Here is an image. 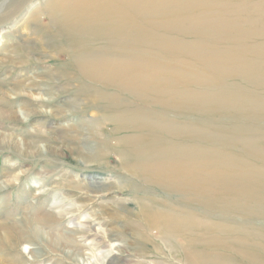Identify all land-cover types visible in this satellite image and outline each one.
Here are the masks:
<instances>
[{
  "label": "bare ground",
  "instance_id": "6f19581e",
  "mask_svg": "<svg viewBox=\"0 0 264 264\" xmlns=\"http://www.w3.org/2000/svg\"><path fill=\"white\" fill-rule=\"evenodd\" d=\"M43 13L50 21L37 24ZM27 15L31 26L32 22L36 26L22 44L8 51L5 62L23 68L33 59L42 66L14 80L12 85L20 92H12L13 96L24 99L16 114L0 110V118L4 112L5 119L14 122L26 121L34 113L54 115L64 119L56 128L68 129L72 138L69 145L58 137V144L46 142L41 147L32 139L23 141L14 132L0 134V146L32 159L48 153L60 156L63 148H69L75 155L72 161L80 158L85 168L81 174L56 167L54 174L47 169L43 175V179L52 176L55 187L66 184L84 194L77 210L83 211L90 202L100 207V211L82 212L73 227L75 234L86 237L92 229L90 219L98 214L94 224L101 227L100 216L105 214L115 231L126 234L127 229L132 230L144 256L154 250L181 264H264V186L230 189V194L239 196L228 201L227 211L209 206L203 202L202 192H225L215 182L224 176L210 175L198 165L204 151L199 139L203 133H212L222 146L221 150L211 149L212 160L232 158L226 163L215 160L217 165L232 166L236 165L232 161L238 160L240 167L250 171L247 181L264 180V145L256 143L264 138V0H45L41 8L34 5L21 18ZM31 36L38 47L30 44ZM34 50L41 55L34 58ZM169 54L178 64L152 60L153 55ZM65 56L69 58L64 62ZM172 76H178L174 81L184 86L208 84L215 95L192 97L186 90H172ZM68 94L69 98L58 100ZM42 105L48 107L39 111ZM210 105L226 110L210 127L204 128L206 120L186 119L195 109ZM23 110L25 114L20 112ZM237 117L251 128L255 125L246 136L231 130L227 133L239 124L231 122ZM31 137L40 139L37 131ZM228 143L236 144L235 151L224 147ZM115 152L120 156L113 166ZM254 155L263 163H252ZM13 166H7L0 188L16 185L28 171L21 169L20 173ZM68 175L77 182L71 183ZM208 177L215 178L214 184L205 183ZM119 190L128 193V198H118ZM55 197L56 206L61 207ZM4 214L5 210L0 213V264L13 263L6 249L18 251L19 247V241L11 239L6 229L1 231ZM49 217L50 222L57 218ZM122 219L126 222L121 223ZM49 224L41 221V226L51 230ZM13 228L16 233L24 229L19 233L20 242L34 243L29 224ZM109 235L117 237V233ZM62 238L50 241V249L58 250L65 246L64 241L66 245L73 242ZM58 240L60 247L56 246ZM109 246L110 252L117 254L122 243L109 241ZM203 246L209 250H202Z\"/></svg>",
  "mask_w": 264,
  "mask_h": 264
},
{
  "label": "rangeland",
  "instance_id": "374dc122",
  "mask_svg": "<svg viewBox=\"0 0 264 264\" xmlns=\"http://www.w3.org/2000/svg\"><path fill=\"white\" fill-rule=\"evenodd\" d=\"M44 1L45 0H0V30L1 29L3 30V32L0 34V39H2L0 42V110H3V111L6 110L7 112L10 111V113L16 114V111L20 108L18 105H20V103L22 102L21 100L24 98L23 97H17L16 94H14V96H13L12 92L19 93L20 89L17 87H14V85H12V83H14V80L16 78H22L25 75L30 74L32 68L34 69V68H36V66L37 67L42 66L38 62L35 63L34 61H32L33 59H30L29 63L31 65L27 64L23 68L16 67L15 64L10 63V62H5V60L7 59L8 51L10 49L13 50V47L16 46L15 44H19V43L22 44L23 40L25 38H28V35L30 34L29 30L36 26V25L34 26L33 22H32L33 27L31 26L30 21H29L30 17L28 15H27L28 17L26 16L24 19H22L21 17H23L24 13H26V11L34 5L41 8V6L44 5ZM43 14L41 16V20H39L37 22V24L38 23H44V21L46 23H48L50 21V18L48 17V15L45 13H43ZM15 20H17V22H15ZM41 35H42V37H44V39L46 37H49L46 34L44 35V33H42ZM39 36L40 35H37V36L34 35V38H38ZM30 38H31V40L33 39L32 36ZM46 39L49 40V38H46ZM31 40H29L30 44H33L36 47H38V45L34 42V39L32 41ZM48 42H49V44H51L52 41H47V43ZM49 49H50V47L48 46L46 50L48 51ZM34 51L31 54V55H33L34 58H36V56L41 55V52H39L40 53L39 54L38 51H36V50H34ZM71 53H72V51H71ZM160 56H162V58ZM164 56H165V58H163ZM168 57L171 60H169ZM65 58L68 59L69 56H65L62 59L64 62L66 60ZM175 59L176 58L173 54H169L168 56L167 55H155V56L153 55L152 56V60L154 62H156V61L162 62V63L166 62L169 64H171L173 62L174 64H178L177 63L178 59H176V60ZM172 60H174V61H172ZM21 74H22V76H21ZM31 75H29V76H31ZM33 78L34 77L31 76V80ZM178 78H179L178 76L177 77H175V76L171 77V79L173 80V83H172V81L169 82L170 84L168 83L170 85V86L168 85L170 87V89L174 88L172 90H176V91L177 90H181V91L186 90L190 95H192V97L197 95V94H201L204 96L206 95V96H210V97L215 95L214 94L215 92H213V90H212L213 88L211 89L209 87H206L208 84L202 83V86H195L194 84H192L191 86H187V84H186L184 86L182 84H178V81L177 82L174 81ZM34 80L36 81L35 83H38L37 87H39V85H41L39 80H37L36 78ZM175 85L177 88H175ZM204 88H207L208 90H212V91H207ZM196 89H198V90H196ZM5 90H9L12 93V94H10L12 97L10 95H7ZM201 90H202V92H201ZM205 91H206V93H205ZM9 96H10V98H9ZM60 98L58 100H64L65 98H69V94L68 95H62V96H60ZM34 103H36V102H34ZM46 107H48V106L45 105L43 107V105H42V107H39V111L44 110ZM41 108H42V110H41ZM23 109H25V108H23ZM35 109H37V108H35ZM203 109L205 110L204 112L198 111V110H203ZM198 110L195 109L193 111L192 115H190V117H187L186 119L189 121L190 120L191 121H195V120L205 121L206 120L205 121L206 123H204L205 129L207 127L211 126V123L215 119H217L218 116H220L222 111H226L225 109H222L221 107H218L216 105H210V106H206L204 108L200 107ZM215 110H216V112H215ZM190 111H192V109ZM20 112L22 114H25L24 110H23V112L22 111H20ZM87 115H90V111H89V113L86 114V116ZM2 116L4 118H0V134H2L1 136H5L6 133H14L15 132L14 134H17L20 138H24L23 141L28 140L29 142H33V141H30V139H32V140L36 141L33 143H38L41 147L46 142H49L51 144H58L59 143V140L57 139L58 137H60L62 140L63 139L67 140V141H65L66 143L64 142L65 144H67V145L70 144V139L72 138V135H71L72 132L69 131L68 129H65V128L61 129V131H60V129L56 128V126L59 125L58 123H62L64 120L61 117H56L54 115L47 116L43 113H34L26 121H23V122L15 121L14 122L12 120L5 119V112H4V115L2 114ZM201 118H204V119H201ZM40 120H42V122H44V124L42 123V125H41ZM231 122H235L236 124L239 123L240 125L237 124L235 128L227 129V133H228V130H231L230 132H235L236 134H239L241 136H246L249 133L250 129H253V127L255 126L254 125L251 128L250 125L245 123L244 120L240 119L239 117L235 118ZM49 123H53V124L50 125ZM209 123H210V125H207ZM244 125H246V126H244ZM19 126H20V128H19ZM34 126H35V128H34ZM51 126H53V127H51ZM238 126H240L242 128L239 129V128H237ZM243 127L245 128V130H243L244 129ZM234 129H235V131H234ZM67 130H68V132H65ZM36 131L38 132L40 139H38V138L35 139V138L31 137V135H33V133H35ZM58 132L59 133L61 132V133H60V135L57 136ZM62 132H63V134H62ZM64 133H66V134H64ZM42 134H43V136H42ZM29 135H30V137H29ZM202 136L199 139L200 140L199 142L201 143L202 147H204V151H203V153L201 152V154L203 155V158H202V156H200V161H199L200 164H198L199 169L201 171L210 172V175H213V174H211V172H213L217 175L218 174L220 175L222 173L221 176H224V177H221L220 180L216 179V181H215V178H209L208 177L207 180L205 181V183L206 184H214V181H215L219 187H221L223 189L225 188V192H221L222 196L219 193L217 194V192L216 193L213 192L215 194V196L213 193L207 195L206 193L202 192L203 193V195H202L203 202H207V204H209V206H214V207L218 206V207H222L224 210H226L229 202L234 198L237 199L239 196V195H235V194H237L235 192H231V194H230V192H229L230 189H233V188L234 189H240V188H246V187L256 188V186H261V187L264 186V180H262V179L255 180V181H247L248 178L246 176L250 173V171L247 170L248 168H246V167L245 168L240 167L239 166L240 161H238V160H236V161L233 160L232 162L235 163L236 165L230 166L229 164L224 165L223 163H226L227 161H229L232 158L221 159V157H219L215 160H224V162L223 163L221 162L220 165H217L218 161L216 162L215 160H212L213 157H211V155H210L211 149L214 147V149L221 150L222 146L219 144V141L216 139L215 134L203 133ZM209 137H211V138H209ZM212 137H214V138H212ZM184 138L190 139V137H188V136H184ZM38 140H40V141H38ZM207 140H208V143L206 142ZM213 142H215V143H213ZM196 143H198V139H197ZM256 143L257 144L260 143L261 145H264V138L258 140ZM206 144H208V145L206 146ZM75 145L76 144L74 142L73 146H75ZM224 147H226L228 150L235 151L236 144L234 146H232L231 143H228ZM207 148L209 150H207ZM6 149H9V150H6ZM19 153L16 152L15 150L11 149V148H8L6 145L0 146V184H3V181L7 177L5 172H6L7 166H9L10 164H14V166H16L17 172L19 170L20 173H22L21 169H28L27 173L20 175L21 176L20 180L17 182L16 185H13L12 187L7 188V190L0 188V213L5 210V214H4L5 219L3 220V222H5V223H4L3 227L1 228V231L3 229H6L5 231H7V232H9V234H11L10 235L12 237L11 239H13L15 242L19 241L18 251H15V249H13V250L12 249L8 250V248L6 249L7 255L13 257L12 258L13 263L5 262V264H19V263L21 264L22 262H23V264H159L158 262H162L163 264H181L177 260L172 258L170 255L168 256L167 254H165V255L164 254L163 255L157 254L154 250L150 251L148 256H144L145 252L142 251L140 248H138L137 245L135 244V240H134L135 236L132 235V230L130 231V229H127L128 233H126V234H121L120 231H115V229L112 228V226H113L112 222L109 221V219L107 218V216L105 214H103V215L101 214V216H100V217H102V218H100V220L104 223L103 225H101V227L94 224L99 219V215L97 214L98 216L96 215L95 218L90 219L92 224H90L89 226L92 225V227H90L92 229L88 230V234L86 237H82L80 234H75V231H73L74 230L73 227L76 225V223H78V221H76V220L79 217H81L82 212H84V213L88 212L89 213V212H91V210L93 212L95 210L100 211V207H98V205H93L90 202V205L87 204V207L84 208L83 211H82V209L77 210L78 205L80 203L84 202V199H83L84 194H77L78 192H81V191L77 190V189H70L68 186H66V184L62 185V186H59V184H58L55 187L56 183H54V184L52 183V180L54 178L51 176L53 178L52 179L49 175H47L46 176L47 178L44 177V179H43V175L45 173H47V171H46L47 169L49 171L52 170L51 172H53V173H51L50 175L54 174L55 173L54 168H56V167L61 168V169L71 168V169H73V174L74 173L75 174H81L83 171H85V168L83 167L84 164H82V161L80 160V158L77 159V162L72 161V158H74L75 155H74L72 150H69V148H63L60 151V154H61L60 156L59 155H52V154L48 153V154H43V156L42 155L37 156L33 159L27 158V157H25ZM112 156H113V159H112L111 163L113 166H116L118 164L117 160L119 159L120 155L117 152H115V153H112ZM227 159H229V160H227ZM250 160H254L252 163H257V162L260 164L263 163V160L258 155L255 157H252V159H250ZM228 167H229V169H228ZM109 169L111 170L110 167H109ZM222 169L224 170L223 172H222ZM216 170H220V172L219 171L217 172ZM240 170L242 173L240 172ZM119 174L124 175V171L120 170ZM69 176L70 175H68L67 179L73 180V181H70L71 183L77 182L76 178H72L73 176H70V177ZM114 186H115V188H117L118 184L116 183V184H114ZM37 188H38V190H36ZM209 192H211V191H209ZM228 193L230 195H232L233 198H232V196L228 195ZM65 194H69V195H71V197L65 198V196H64ZM116 195L118 198L121 199V198H128L129 194L128 193H122L119 190ZM54 196L57 197L56 201H58V203H59L58 205L61 204V207L56 206V202L54 201ZM72 197L74 199H72ZM224 197H225V199H224ZM4 206L6 207L5 209L3 208ZM94 206H97V207H94ZM124 206L125 205H123V206L121 205V207H124ZM111 207H113V206H110L109 208L112 209ZM63 208H65V209H63ZM124 210H125V208H122L121 212H123ZM66 211L71 212V213L67 214ZM50 215H52L53 217L54 216L57 217L56 220H53L51 222L48 221L50 218L49 217ZM263 217H264V215L261 218H263ZM70 219H71V221L75 219V221H73L71 224ZM80 219H82V218H80ZM42 220H46L47 223H50L49 226H52L51 230L47 226H45V227L41 226ZM124 222H126L125 219H122L121 223H124ZM24 224L26 227L29 224V227H30L29 228V237L33 236L32 237V240L34 242L33 244H30V243L27 244V243L20 242V240L18 238L20 235L19 233L22 234L24 229H20L19 233H16L14 228H13V225H18L19 227L20 226L22 227V225H24ZM259 225H262V224H259ZM89 226H88V228H89ZM97 229H99V232L97 231ZM39 230H41V232ZM95 231L97 233H99L98 235H100V236H97L96 235L97 233ZM129 231H130L131 235H129L130 234ZM204 232L205 231H203V233ZM109 233L110 234H116L117 233V237L113 236V235H109ZM62 235H63V238H62ZM58 236L61 237L62 240L68 239L69 241H73V242L70 245H66L65 241H64L63 244L65 246H61V248H58V250L54 251L53 248L50 249L51 247L49 246V244H50V241L57 239ZM109 241H113L115 243H118V242L122 243V246L120 247L121 251H119V253H117L118 255L112 254L110 252ZM60 242L61 241L58 240L56 246L60 247V245H61ZM55 243H56V240H55ZM26 245H27V247H26ZM202 250L207 251V250H209V248L207 246H203ZM222 250H224V249H222ZM107 253L111 254V255L110 254L108 255V258L105 257L107 255ZM235 256H238V255H235ZM162 258L167 259L166 262ZM238 258H240V257H238Z\"/></svg>",
  "mask_w": 264,
  "mask_h": 264
}]
</instances>
